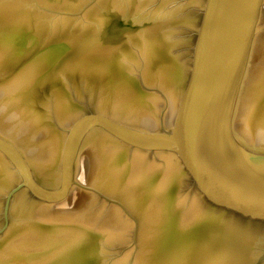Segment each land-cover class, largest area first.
Instances as JSON below:
<instances>
[{
  "label": "water",
  "instance_id": "water-1",
  "mask_svg": "<svg viewBox=\"0 0 264 264\" xmlns=\"http://www.w3.org/2000/svg\"><path fill=\"white\" fill-rule=\"evenodd\" d=\"M0 264H264V0H0Z\"/></svg>",
  "mask_w": 264,
  "mask_h": 264
}]
</instances>
